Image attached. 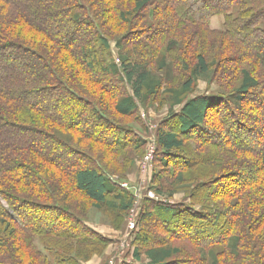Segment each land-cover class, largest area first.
Segmentation results:
<instances>
[{"label": "trees", "instance_id": "1", "mask_svg": "<svg viewBox=\"0 0 264 264\" xmlns=\"http://www.w3.org/2000/svg\"><path fill=\"white\" fill-rule=\"evenodd\" d=\"M199 81L221 92L195 95ZM162 95L156 155L167 176L158 182L169 197L187 190L190 203L145 202L141 224L159 222V238L147 246L140 232L134 255L264 264V0H0V200L9 206L0 204V258L86 264L103 254L111 239L87 225L89 210L120 215L104 214L116 230L134 202L109 177L133 166L119 151L128 143H105L104 129L136 134L114 117L138 123L139 107ZM176 222L196 226L198 239L167 240ZM3 235L13 240L5 254Z\"/></svg>", "mask_w": 264, "mask_h": 264}, {"label": "rangeland", "instance_id": "2", "mask_svg": "<svg viewBox=\"0 0 264 264\" xmlns=\"http://www.w3.org/2000/svg\"><path fill=\"white\" fill-rule=\"evenodd\" d=\"M221 24H222V19L217 18L213 20V27L218 28L221 26ZM123 32H126L125 27L123 28L122 26H118L117 32L114 34L117 35L118 37V36H121ZM109 45H110V49H111L110 51L112 53V56L115 58L116 62L118 63L117 54L119 52V49L116 47V41L111 40ZM206 83L207 81H203V82L199 81V83L195 87L194 94L196 93L197 94L199 93L200 94H204V93L212 94V93L221 92L220 89L214 83L210 85ZM162 97L163 95L154 98L151 101L150 109L148 108L149 110L146 108L139 107L140 113L139 112L138 113L140 114L141 119L139 120L138 123H134L131 117H128V118H123L119 116L114 117L113 122L116 125L118 126L120 125L121 127L126 126L127 130L129 129L132 131L134 130V133L136 134L133 135L128 132L121 133L120 131L112 129V128L104 129L105 135L102 140L105 143L112 145L113 141L117 138L123 140V142L126 144L128 143V146H126V148H124L123 150H119V151L120 153L125 154V157H126V158L124 157L123 164L126 163V166L129 165V163L133 164L132 167L130 168L128 167L129 169L126 175L122 176L123 174H121V169L116 165L114 167V170L116 174L118 173L117 174L118 177L109 176L110 179L117 184L118 189L120 188V189L125 190L126 192L131 194L134 198V202L131 205L130 210L125 213V217L121 224L120 229L115 230L111 228L108 220L105 218L106 216H109L111 217V219L117 220L120 215H114V214H111V212L105 213V211L101 212L96 209H90L87 214V223L89 221V223L96 225L97 219H99V222H101L100 224H103L104 222H106L111 229L117 232L115 236H111V237L107 236V238L111 239L110 243L127 242L128 244H131L132 246H134L135 245L134 243L136 242V238H137L136 236L140 232L141 233L146 232L148 233L147 236L150 239L148 240L149 244L147 246L149 245L152 246L155 243L156 238H159L158 236L159 232L158 231L156 233L154 232V230H157L156 227L159 226V222L147 219V221L143 225L141 224V220H142L141 215L144 211L143 209L144 203L147 202L145 205L146 209L151 208L154 205V203L155 204L160 203V204H163L164 206L179 208L181 210L184 208H187L190 203L187 190H183L182 188L175 189L176 191L172 194V196L169 197L167 195L168 186L166 185V183L164 185L158 182L159 177L161 175L167 176L166 173H163V171L160 170V162L158 160L160 157L156 155V136H157L159 123L166 116V110L168 109V107H166L167 104H164L163 106H159V104L162 102ZM110 115L113 117L111 111H110ZM91 121H93L95 125H92L91 123H89L90 125L88 126V128L90 129L91 132L93 131L97 132L101 125H99L98 122L92 118H91ZM137 139L143 142L138 148L135 146L140 143L136 144V141H134ZM129 140H133V141H129ZM118 148L119 147H116L114 149L118 150ZM191 150L192 149H190V151ZM111 163L113 164V162ZM114 165L115 164H113V166ZM227 184L228 183L226 181L221 182L218 188L221 190L228 189ZM157 189H160L162 194L156 193L155 190ZM0 204L2 205L1 206L2 208L7 209V210L9 209V206L7 205V203H4L3 200H0ZM194 210L195 212H197V210H200V207L196 206L194 207ZM145 212L147 213L146 210ZM93 214L94 215L96 214V216L94 217ZM97 214H98V217H97ZM104 214H106V216ZM204 216H210V215L208 212H205ZM208 219H211V218L208 217L205 221L208 222ZM178 224H181L180 227L177 229V231H173L175 226ZM170 229L171 231H169L168 234L165 235L166 236L165 238H167V240L169 241L176 240V236L180 237L179 239L180 242H181V239L186 236L188 237L191 236V240L198 239V236L194 231L196 229V226L194 225L191 226L184 222H176L173 226L170 227ZM202 231L204 233L206 232L211 233L212 230L207 231L205 229H202ZM2 240L3 242H6L2 246L3 248L2 253L5 254L6 252L5 248H7V245L9 243L11 244L13 240L8 239L7 237H5V235H3ZM35 244L41 249L37 240H35ZM7 252L8 253L5 256H2L0 258V264L10 263L11 252L9 251ZM140 254H144V251H141ZM21 264H24V262Z\"/></svg>", "mask_w": 264, "mask_h": 264}, {"label": "crops", "instance_id": "3", "mask_svg": "<svg viewBox=\"0 0 264 264\" xmlns=\"http://www.w3.org/2000/svg\"><path fill=\"white\" fill-rule=\"evenodd\" d=\"M195 95H197V93ZM93 216L95 217L96 214H93ZM100 223L99 219H97L96 225L89 223V221L87 225L105 237H111L117 234L106 222L103 224ZM135 249L131 244L124 242L110 243L103 254L93 257L86 264H149L150 260L146 254H140L139 257L134 255Z\"/></svg>", "mask_w": 264, "mask_h": 264}, {"label": "built area", "instance_id": "4", "mask_svg": "<svg viewBox=\"0 0 264 264\" xmlns=\"http://www.w3.org/2000/svg\"><path fill=\"white\" fill-rule=\"evenodd\" d=\"M132 228V227H131ZM125 243H127V242H125ZM128 244V243H127Z\"/></svg>", "mask_w": 264, "mask_h": 264}]
</instances>
